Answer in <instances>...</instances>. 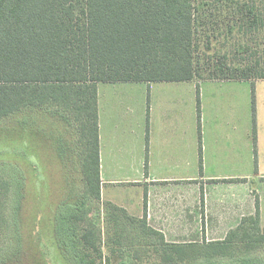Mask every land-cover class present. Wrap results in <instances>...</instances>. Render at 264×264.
Here are the masks:
<instances>
[{
    "label": "trees",
    "instance_id": "trees-1",
    "mask_svg": "<svg viewBox=\"0 0 264 264\" xmlns=\"http://www.w3.org/2000/svg\"><path fill=\"white\" fill-rule=\"evenodd\" d=\"M262 2L0 0V120L24 111L50 113V117L65 121L73 141L78 167L67 178L64 171V183L70 186L64 189L50 220L52 240L66 260L75 264L141 263L138 250L123 249L122 243L109 249L110 254H103L93 221L97 218L98 222L103 212L121 236L138 230L137 236L150 241L145 255L152 251L158 264H195L224 257L244 258L240 264H264L259 255L264 251V223L257 199L254 213L241 217L223 239L183 243L168 242L162 232L148 225L145 196L142 217L102 202L97 106L99 82L264 79V61H230L226 54L218 53L216 41L207 39L205 47L200 43L203 24L210 19L228 22L230 33H257L264 28V12L254 3ZM250 41L238 43L234 55L261 51L256 38ZM209 50L214 51L212 55ZM198 142L201 155L200 137ZM71 149L69 143L55 151L61 168H67ZM27 156L32 155L24 151L21 157ZM9 162L20 169L16 212L24 204L27 171L22 169L23 159ZM11 190L10 179L0 175V247L9 227ZM21 262L15 258L0 264Z\"/></svg>",
    "mask_w": 264,
    "mask_h": 264
},
{
    "label": "rangeland",
    "instance_id": "rangeland-1",
    "mask_svg": "<svg viewBox=\"0 0 264 264\" xmlns=\"http://www.w3.org/2000/svg\"><path fill=\"white\" fill-rule=\"evenodd\" d=\"M254 4L264 12V2ZM232 5L235 4L232 3ZM215 20L217 23H214V19H210L203 24L200 43L204 47L208 39L211 43L216 41L218 53L221 55L226 54L230 61L236 60L242 63L264 61V28H261L257 33H230L226 28L228 22L221 20V18ZM209 24H212V26ZM250 38H256L260 42L257 48L261 51L250 54L244 53L239 56L234 55V47L243 42L251 44ZM213 52V50H209L207 53L212 55ZM191 81L185 82V84H171L167 89H161L160 91L166 93L156 94V98L178 97L181 99L182 104L180 114L187 127L195 121V127H189L188 132L194 130L197 134L198 131L197 139L199 141L200 137L204 158V167L201 171L199 169V174L202 177V184L201 182L200 184H204L202 188L212 195V191L217 193V190L212 189V184L210 185L212 181H209L212 179L208 177L215 174H228L226 172H231L233 169V167L226 164L227 145L233 143L235 154L240 157L246 154L253 156L255 154L254 138L258 135L259 148L260 150L264 148V79H255L254 81ZM142 84L144 83L131 84L122 89L132 92L129 94L135 99L133 103L136 105H141V100L145 96H142L141 93L146 91L147 87ZM118 89H121V87H118ZM135 89H138L140 94ZM49 115L50 113L38 114L24 111L0 120V164H6L0 167V175L9 178L12 186L7 209L9 227L6 238L0 247V261L16 258L22 259L24 264H75L71 259L66 260V257L59 250L58 244L56 246V243L53 242L50 220L55 206L61 201L60 199H63L64 189H69L70 186L69 183H64V171L67 178L71 172L76 171L78 166L75 167L76 157L71 149L73 141H71V135L64 124L65 121L61 117L55 119ZM69 143L71 158L66 161L67 168H61L53 152L57 150L58 146L61 145L65 148V145ZM187 143H189V140ZM24 151L32 156L38 155L39 163H36V160L34 162L35 157L32 156L22 158ZM217 157L220 158L219 166L221 167L214 164ZM20 158L25 163L22 165V169L24 168L27 171V187L22 209L14 212L18 197L20 169L17 168L15 163L9 161L14 162L21 160ZM251 167L253 168V163ZM237 170H243L242 166H236L228 175L234 174ZM73 175L70 179L73 178ZM207 183H209L208 186H206ZM74 187L78 189V184L76 183ZM79 192L75 194L77 195ZM235 192L237 194V191ZM91 207L93 208V206ZM262 218L264 220V213ZM96 220L97 218L93 221L95 229L99 232V245L104 255L110 254L109 249L112 247L117 249L118 244L122 243L123 249L134 247L135 250H138L140 259H142L140 264H158L156 262L158 259L152 251H146L147 254L145 255L144 249L150 247L151 244L145 238L137 236L138 230L133 231V234L128 235L129 232H126L121 236L120 232L114 228L113 223L106 221L103 212L98 217V222ZM203 221L204 232L202 234L200 232L194 233L192 226L189 228L190 223L187 222L185 225L186 231L167 232V241L176 243L201 242L206 238L207 233L205 217H203ZM208 221L209 227L212 229L207 233L209 240L210 238L211 240L212 238L218 240L216 238L220 235L213 233L216 231L217 225L213 224L210 218H208ZM18 251L19 253H17ZM261 252L259 254L260 259L264 260V251ZM115 260L117 259H113V261ZM243 260L244 258L241 257H224L211 259L209 262L197 261L195 264H240Z\"/></svg>",
    "mask_w": 264,
    "mask_h": 264
},
{
    "label": "crops",
    "instance_id": "crops-1",
    "mask_svg": "<svg viewBox=\"0 0 264 264\" xmlns=\"http://www.w3.org/2000/svg\"><path fill=\"white\" fill-rule=\"evenodd\" d=\"M185 82L192 81L97 84L101 201L121 207L131 216L142 217L145 196L146 221L165 238L167 232L186 231L187 222L194 233L202 234L205 217L206 232L212 230L210 218L217 225L213 233L220 235L216 239H223L241 217L254 213L256 199L264 223V148H259V136L254 138L253 156L240 157L235 154L233 143L227 145V166L233 167L232 171L236 166H242L243 170L208 177L212 179L209 180L212 189L217 190L210 195L201 185L199 165L201 158L204 167V158L202 145L199 155L198 131L188 132L189 127H195V121L187 127L180 114L182 104L178 97L156 98V94L166 93L161 89ZM138 83L147 87L141 93L145 95L141 105L133 103L135 99L129 94L132 92L122 90ZM135 91L140 94L138 89ZM53 155L59 162L55 152ZM38 158L36 155V163ZM219 160L215 158L217 167ZM207 233L205 239L209 240Z\"/></svg>",
    "mask_w": 264,
    "mask_h": 264
}]
</instances>
